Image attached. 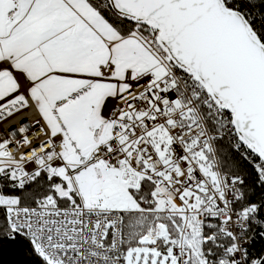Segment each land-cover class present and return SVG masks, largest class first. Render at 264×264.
<instances>
[{"label": "snow or ice", "instance_id": "1", "mask_svg": "<svg viewBox=\"0 0 264 264\" xmlns=\"http://www.w3.org/2000/svg\"><path fill=\"white\" fill-rule=\"evenodd\" d=\"M0 264H264V0H0Z\"/></svg>", "mask_w": 264, "mask_h": 264}]
</instances>
